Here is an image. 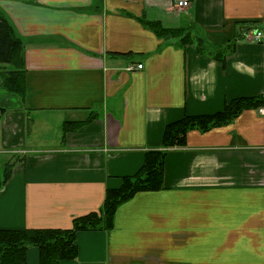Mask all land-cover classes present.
I'll list each match as a JSON object with an SVG mask.
<instances>
[{"label": "crops", "instance_id": "crops-1", "mask_svg": "<svg viewBox=\"0 0 264 264\" xmlns=\"http://www.w3.org/2000/svg\"><path fill=\"white\" fill-rule=\"evenodd\" d=\"M189 1L0 0L27 70L26 99L0 89V151L23 153L0 189V230L71 229L163 147L169 124L264 96V40L244 36L264 28V0ZM143 20L234 51L223 64ZM75 244L60 264H264V114L190 130L167 152L162 189L137 193L111 229L80 231ZM27 264H41L39 247Z\"/></svg>", "mask_w": 264, "mask_h": 264}, {"label": "trees", "instance_id": "trees-1", "mask_svg": "<svg viewBox=\"0 0 264 264\" xmlns=\"http://www.w3.org/2000/svg\"><path fill=\"white\" fill-rule=\"evenodd\" d=\"M143 24L158 37H181L182 45L194 43L201 54L214 52V57L223 64H225L226 56L234 51L235 43L213 44L205 35H198L197 29L165 28L159 22L147 20H143ZM255 28L259 27L250 26L246 29ZM25 54L23 39L9 20L0 13V89L17 94L22 100L26 99L27 95ZM263 105V95L239 97L228 101L223 111L208 115H186L169 124L164 134L163 150L147 152L146 161L137 173L123 177L122 185L118 189L107 191L100 211L75 218L73 227L66 230H0V264H27V251L31 246L39 247L41 264H60L63 259L75 258L78 232L111 229L121 204L129 201L139 192L163 188L167 152L173 147L184 146L186 135L190 130L205 132L217 126L230 124L243 111ZM6 113L7 109L0 106V124ZM17 160L3 167L0 166V189L10 179Z\"/></svg>", "mask_w": 264, "mask_h": 264}, {"label": "built area", "instance_id": "built-area-1", "mask_svg": "<svg viewBox=\"0 0 264 264\" xmlns=\"http://www.w3.org/2000/svg\"><path fill=\"white\" fill-rule=\"evenodd\" d=\"M177 5L179 7H187L190 5L189 0H177ZM245 39L251 42H261L264 40V28H255L245 32ZM137 68H143V64H139L137 67L131 66L129 70H135ZM263 111V110H261Z\"/></svg>", "mask_w": 264, "mask_h": 264}, {"label": "rangeland", "instance_id": "rangeland-1", "mask_svg": "<svg viewBox=\"0 0 264 264\" xmlns=\"http://www.w3.org/2000/svg\"><path fill=\"white\" fill-rule=\"evenodd\" d=\"M137 69H142V68H137ZM259 111L261 112V113H263L264 114V107H262V106H260L259 108ZM261 110H263V111H261ZM47 133V132H46ZM50 135V132L48 133V136ZM163 148L164 147H162V148H160V149H157V150H163ZM5 155H7V156H5ZM21 155H23V153H19L18 154V152H16V153H2L1 151H0V166L1 167H3L4 165H6L7 163H9V162H13V161H15V160H17V158H20L21 157ZM7 161V162H6Z\"/></svg>", "mask_w": 264, "mask_h": 264}]
</instances>
